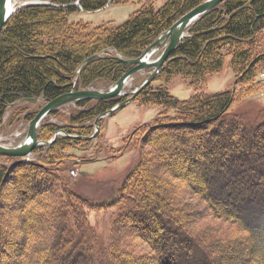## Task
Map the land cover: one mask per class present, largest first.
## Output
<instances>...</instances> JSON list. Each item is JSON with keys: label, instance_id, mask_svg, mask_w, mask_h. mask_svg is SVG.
Returning a JSON list of instances; mask_svg holds the SVG:
<instances>
[{"label": "trees", "instance_id": "1", "mask_svg": "<svg viewBox=\"0 0 264 264\" xmlns=\"http://www.w3.org/2000/svg\"><path fill=\"white\" fill-rule=\"evenodd\" d=\"M48 1L52 4L18 8L0 35V126L7 108L11 106L15 110L20 101L42 98L48 102L71 90L106 88L115 83L131 68L130 64L117 57L138 58L180 16L204 0H165L158 9L152 6V0L120 25L99 34V41L83 48L67 45L64 40H60L63 33L61 26L65 25L63 17L78 10L71 5L76 0ZM125 1L127 0H79V5L83 11L93 12L105 7L108 2ZM69 4L70 6L65 7ZM262 30L264 0H223L189 26L187 36L178 43L154 80L162 76L163 81L167 82L168 78L178 73L185 74L190 79H198L217 71L221 67L219 50L222 46H230L239 40L248 41ZM107 50H111V56L100 55V52ZM231 55L235 70L240 69V73L233 79L237 87L244 77L251 74L256 62L264 59V52L251 59L241 50H233ZM147 89L148 87L142 89L135 98L140 96L144 103L153 101L178 109L182 114L179 117L190 120L166 123V130L185 129L191 133H200L195 138H185L189 142L183 146L188 169L195 170L191 179L195 190L201 191L211 211L243 228L249 238L264 249V220L254 222L247 216V207L252 204L251 201H257L255 204L260 205L264 200L261 195L264 185V113L251 119L227 113L235 95L231 90L210 96H194L178 102L163 92L149 94ZM121 100L123 98L114 97L78 101L77 109L70 113L66 124L58 126L49 120L42 121L37 128L40 140H48L57 130L77 137L60 135L51 144L36 148L31 161L22 160L9 167L0 165V185L3 175L13 169H34L49 176L62 168H69L68 165L77 164L74 158L57 157L52 152L53 146L61 148L69 141H80L77 139L79 136H88V130L93 128V121ZM56 114L57 110H52L48 115L52 118ZM32 118L33 113L28 115V120ZM213 137H219V140ZM118 153H112L109 159L119 157L121 154ZM212 166L217 167L216 172L214 168H210ZM24 180L25 178L18 180L21 184L19 187H22ZM49 181L37 191L44 193L43 196L48 195V203L40 201V205L43 203V214L35 217L33 213L29 216L19 214V217L21 221H29V226L37 229L44 214H48L49 226L54 229L50 233L52 239L38 242L29 253L24 251L21 254L20 261L8 260V264H90L92 261L89 249L95 243V236L84 213L85 207L90 206L89 202L69 191L68 194L78 202L70 200V207L62 204V194L66 192ZM134 193L131 192L130 196L135 202L129 204L128 198L122 202L112 221V228L118 230L132 219L136 232L153 241L150 243L151 254H141L142 256H146L151 262L153 260L155 264H223L219 249L211 242L205 243L203 236L188 227L189 224L185 226L177 212L170 210L167 205L163 207V199L157 205L159 201L156 202L155 197L149 199V195L143 194L135 200ZM114 201H120L119 190L115 192ZM91 206L103 207V204L91 203ZM66 207H69L68 211ZM0 218L2 219V214ZM31 219L34 222H30ZM70 228L78 236V245H72ZM8 236L9 232L6 235L0 231V251L10 245ZM23 236L22 240L20 238L18 251L22 250L26 240ZM114 246L112 242L109 249L113 253L109 257L114 262L118 259L116 264H127L128 261L119 258L122 254L118 255ZM44 252L47 254L42 256ZM1 259L0 256V264H3Z\"/></svg>", "mask_w": 264, "mask_h": 264}, {"label": "rangeland", "instance_id": "2", "mask_svg": "<svg viewBox=\"0 0 264 264\" xmlns=\"http://www.w3.org/2000/svg\"><path fill=\"white\" fill-rule=\"evenodd\" d=\"M151 1L108 2L100 10L86 12L80 8L79 0H76L71 5L78 10L71 14H65L63 17L65 25L63 27L62 22L63 33L60 40H64L67 45L73 47H88L100 40L99 34L120 25ZM164 2L165 0H154L152 6L158 9ZM13 4V9H15L26 5H50L52 3L48 0H13ZM67 6L70 4L65 7ZM9 19L2 27L0 35L5 30ZM233 50L244 51L249 55L248 59L264 52V30L248 41L239 40L230 46H222L219 50L221 67L217 71L202 75L198 79L192 78L194 80L179 73L172 75L167 82L163 81L162 76L156 80L154 78L147 86V92L149 94L163 92L167 97L180 102L194 96H210L231 90L235 95L228 106L227 113L242 115L250 119L258 118L264 113V59L256 62L251 74L244 77L237 87L236 84H233V79L240 73V69L235 70V64L231 63ZM111 54V50L100 52V55L103 56H111ZM157 54L158 52L155 55ZM141 73H136L124 87L123 90L127 94L138 88L146 78V75ZM97 85L99 86L100 83ZM88 89L102 91L105 88L90 87ZM127 97L124 96L123 100L118 103H122ZM48 102L37 98L20 101L15 110L9 106L0 126V145L14 147L22 141L27 134L29 121ZM76 109L75 102L68 103L56 109L55 117L49 118L47 115L42 121L49 120L62 126L67 123L70 113ZM105 112L93 121V128L88 130V136H79L77 139L80 141H69L61 148L53 146L52 152L54 151L57 157L74 158L77 164L68 165L69 168H62L59 172L55 171L49 176L34 169H13L3 175L0 185V215L2 214L0 231L5 232L6 235L9 232L10 236H8L10 245L0 251L3 264H8V260L20 261L24 251L29 253L38 242L52 239L50 233L53 227L49 226L48 214H44V219L40 220L37 229L30 227L29 221H21L19 217V214L29 216L33 213L34 217L43 214V203L40 205V201L48 203V195L43 196L44 193L40 194L37 191L44 188L49 180L66 192V194H62V204L70 207V200L78 202L68 194L69 191L89 202L88 206H90L89 208L85 207L84 213L95 236V243L89 249L92 258L90 264H116L118 259H115L114 262L109 257L113 253L109 249L112 242L116 247L117 254H122L119 258L128 261L127 264H155L153 260L151 262L146 256L141 255L151 254L152 238L138 234L133 227L132 219L118 230L112 228V221L118 214L122 202H125L127 198L130 199L129 204L135 202L130 196L131 192H135V200L142 197L143 194L149 195V199L155 197L156 202L159 201L157 205L163 199L161 202L163 207L167 205L170 210L177 212L178 216L182 218V222H185V226L189 224L188 227L203 236L205 243L211 242L216 246V249H219V253H221L219 256H222L223 264H264V249L257 243L255 244V241L249 238V234L243 228L211 211L201 191L195 190L193 180L191 182L195 170L194 168L188 169L183 146L189 142L185 138H195L200 133L199 131L191 133L185 129L179 131L165 129L166 123L181 122V119H186L179 117L182 114L180 115L178 109L153 101L144 103L138 96L111 114L106 115ZM31 113H33V118L28 120V115ZM186 122H190V120L186 119ZM153 126L154 128L151 129L150 127ZM56 132V138L60 135L77 137L62 130ZM51 138L44 141L40 140L37 135V139L43 142H48ZM213 139L219 140V137H213ZM179 146L181 147L179 148ZM34 150L29 156L30 161L34 159ZM112 153H118L120 156L109 159ZM22 159L21 157L0 155V165L5 164L9 167ZM139 163V167L142 169L137 166ZM210 168L217 169L214 166ZM20 178H25L22 187H19L21 185L20 181L18 182ZM117 190H119L120 201H114ZM261 195L264 197V185ZM101 202L103 207L91 206V203L99 204ZM251 202L252 204L247 207L249 220L263 221L264 200L260 205L255 204L257 201ZM69 207H66L67 211ZM30 222H34V220L31 219ZM70 222L72 225L71 219ZM69 233L72 245H78L76 232L71 230ZM21 236L26 240L19 252L18 245ZM116 238L119 241H116ZM46 254L44 252L42 256ZM216 257L219 259L218 255ZM76 264H81V262Z\"/></svg>", "mask_w": 264, "mask_h": 264}, {"label": "water", "instance_id": "3", "mask_svg": "<svg viewBox=\"0 0 264 264\" xmlns=\"http://www.w3.org/2000/svg\"><path fill=\"white\" fill-rule=\"evenodd\" d=\"M222 1L223 0H204L202 3H200L193 9L189 10L186 14H184L176 22H174L173 25L162 36H160L155 42L148 46L138 58L123 59L121 57H117L122 62L130 64L131 68L126 73H124L119 80H117L110 87H108L107 90H72L45 104V106L36 114V116L31 121H29L28 131L25 138L14 147L0 145V155L24 158L31 154L34 149L51 144L55 140L57 132L53 135L50 141L43 142L37 139L36 129L39 126L40 122L52 110L57 109L68 103L83 100H99L114 97L121 98L126 95L121 91L122 88L126 85L127 81L132 78L134 74L146 69H150L151 71L147 73V77L141 83V85L134 91H132L125 101H123L122 103H118L110 110L106 111L105 114H111L123 105L130 103L142 89L147 87L153 81V79L159 73L161 67L168 60L178 43L184 37H186V31L189 25L193 21H195L200 15L207 13L209 10L216 7ZM9 2L10 0H0V31L11 16V14L18 8L17 7L15 9H10L11 7H9ZM160 49L162 50L158 57L155 60L150 61L149 57L154 52ZM95 124L96 122L94 123V125Z\"/></svg>", "mask_w": 264, "mask_h": 264}, {"label": "bare ground", "instance_id": "4", "mask_svg": "<svg viewBox=\"0 0 264 264\" xmlns=\"http://www.w3.org/2000/svg\"><path fill=\"white\" fill-rule=\"evenodd\" d=\"M9 7H11L10 9H12V8L14 7L13 0H10V2H9ZM129 81H130V79H129ZM139 93H140V92H139ZM139 93H138V94H139ZM138 94H137V95H138ZM137 95H136V96H137ZM136 96H135V97H136ZM135 97H134V99H135ZM134 99H133V100H134Z\"/></svg>", "mask_w": 264, "mask_h": 264}]
</instances>
